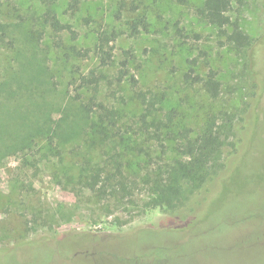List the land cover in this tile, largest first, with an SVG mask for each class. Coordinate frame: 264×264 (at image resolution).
Instances as JSON below:
<instances>
[{
  "label": "rangeland",
  "instance_id": "rangeland-1",
  "mask_svg": "<svg viewBox=\"0 0 264 264\" xmlns=\"http://www.w3.org/2000/svg\"><path fill=\"white\" fill-rule=\"evenodd\" d=\"M199 1L180 5L175 0H143L149 28L136 37L128 36L125 20L112 18L116 0H82L80 11L62 19L77 31L82 47L92 45L98 25L120 31L114 62L126 52L129 71L139 87L164 93L163 109H176V124L181 126H200L204 100L182 79L185 60L196 57L218 70L223 95L214 108L225 106L241 118L236 123L235 147L222 150L226 169L209 215L203 223L197 219L191 224L195 229L202 223L203 228L218 231L211 236L209 248L199 250L198 244L181 241L177 255L172 243L179 237L178 229L188 228L203 211L205 190L173 211L146 206L150 200L146 192L137 194L133 204L106 210L87 192L57 182L55 169L68 171L75 160L70 153L75 143L65 140L72 135L73 125L67 122L63 127L61 122L64 103L74 95L70 83L78 63L84 69L94 61L68 55L71 39L66 32L61 34L60 47L53 44L50 32L40 41L31 40L26 30L40 28L37 1L10 0L0 12V82L10 84L0 94V264H264V0H239L232 6V21L250 39L241 54L218 45L216 30L194 13ZM56 10L61 15L63 5ZM88 16L91 21L86 25L83 19ZM106 73L113 74L114 68ZM100 93L128 118L139 113L130 102L127 84L103 83ZM46 113L49 129L64 131L63 144L56 137L53 143L62 161L51 151L47 134L23 141L31 139L26 136L25 119L38 117L42 126ZM166 146L169 159L170 143ZM147 148L152 157L159 153L155 144ZM138 234V242L146 244L129 242Z\"/></svg>",
  "mask_w": 264,
  "mask_h": 264
},
{
  "label": "trees",
  "instance_id": "trees-1",
  "mask_svg": "<svg viewBox=\"0 0 264 264\" xmlns=\"http://www.w3.org/2000/svg\"><path fill=\"white\" fill-rule=\"evenodd\" d=\"M5 1L8 4L10 0H0V12ZM36 1L40 7L37 16L40 28L26 30L30 39L40 41L50 32L53 44L60 47L61 34L66 32L71 39V44L66 48L68 55L78 61H94L84 69L78 63L76 76L70 83L74 85V95L64 103L61 114L63 120H58L57 127L60 128L61 122L63 127L67 122L73 125L72 135L65 140L74 141L75 147L70 153L75 160L68 171L55 169L54 178L79 193L87 192L97 205L106 206V210L125 203L133 204L137 194L146 192L150 199L145 203L146 206L173 211L187 205L194 195L205 190L208 196L202 200L203 211L197 214L188 228L178 229L176 235L179 237L172 243L175 244L173 247L177 255L183 245L181 241L192 246L198 244L199 250L208 249L211 236L218 231L210 227L203 228L202 218L209 215L220 190V177L226 169L227 157L223 156L222 150L225 146L235 147L236 123L241 118L239 112L225 106L214 108L223 95L218 70L212 63H199L196 57L185 60L182 79L204 96L200 105L202 120L200 126L195 128L178 125L176 109H163L167 101L164 93H154L139 87L138 80L129 71L130 58L126 52L123 59L114 62V43L120 31L98 25L94 30L92 45L79 46L77 31L62 18L80 11L82 0ZM175 1L180 5L188 3V0ZM237 1L200 0L194 5V13L200 22L216 30L219 46H227L241 54L250 45V39L230 17L232 6ZM60 4L63 5L61 15L56 10ZM13 10L16 11L14 7ZM111 16L115 21L125 20L129 37L148 31L149 23L143 9V0H116ZM89 17L83 19L86 25L91 21ZM22 20L25 22L26 19ZM176 32L182 36L179 29ZM194 37L200 39L197 34ZM112 67L114 73L109 75L106 70ZM103 83L109 86L127 84L131 92L130 102L139 109V113L128 118L123 109L106 102L100 93ZM9 85L0 82V94L8 90ZM247 116L251 118V114ZM43 117L42 126L36 121L38 117H34V121L25 119L29 123L26 136L31 139L23 141L33 142L47 134L51 151L55 150L53 154L62 161L61 151L53 143L56 137L63 144L61 137L64 131L61 128L60 132L49 129L46 122L50 114L46 113ZM45 128L51 130L50 135ZM165 142L170 143L172 155L169 159ZM151 144L159 147V153L153 157L147 148ZM67 153L70 154L69 151ZM197 219L202 223L195 229L191 224ZM140 234L129 242L146 244L138 242Z\"/></svg>",
  "mask_w": 264,
  "mask_h": 264
}]
</instances>
